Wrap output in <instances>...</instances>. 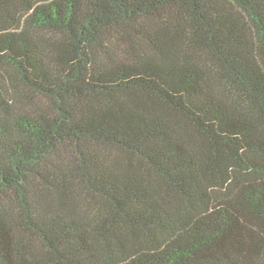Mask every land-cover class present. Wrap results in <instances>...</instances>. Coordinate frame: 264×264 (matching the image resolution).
<instances>
[{
  "label": "trees",
  "instance_id": "obj_1",
  "mask_svg": "<svg viewBox=\"0 0 264 264\" xmlns=\"http://www.w3.org/2000/svg\"><path fill=\"white\" fill-rule=\"evenodd\" d=\"M0 264H264V0H0Z\"/></svg>",
  "mask_w": 264,
  "mask_h": 264
}]
</instances>
